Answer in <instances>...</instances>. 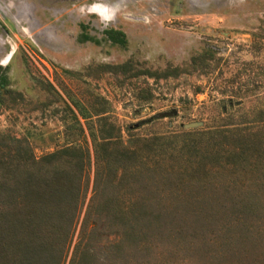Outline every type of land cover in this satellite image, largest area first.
<instances>
[{
    "label": "rangeland",
    "instance_id": "1",
    "mask_svg": "<svg viewBox=\"0 0 264 264\" xmlns=\"http://www.w3.org/2000/svg\"><path fill=\"white\" fill-rule=\"evenodd\" d=\"M111 29L126 34L124 46L107 39ZM83 33L100 42H80ZM144 70L176 75L149 77ZM2 77L0 132L25 138L37 156L66 146L85 153L80 194L61 197L79 218L65 264L94 195L92 130L100 112L121 129L128 149L129 130L140 139L162 138L160 175L141 182L153 202L174 208L164 212L168 222H202L196 232L190 227L169 238L170 229L157 240L158 264H264V167L238 171L199 162L187 144L194 138L208 147V136L183 133L236 125L255 131L264 124V0H0ZM231 90L247 94L233 97ZM173 109L174 117L149 120ZM194 171L199 182L191 180ZM240 219L254 224L259 237L212 259Z\"/></svg>",
    "mask_w": 264,
    "mask_h": 264
},
{
    "label": "trees",
    "instance_id": "2",
    "mask_svg": "<svg viewBox=\"0 0 264 264\" xmlns=\"http://www.w3.org/2000/svg\"><path fill=\"white\" fill-rule=\"evenodd\" d=\"M105 34L113 44H126V34L121 30H106ZM82 37L80 42H100L90 34L83 33ZM199 59L201 56H195L192 62ZM142 74L166 78L176 72L144 70ZM0 82L5 87L4 77ZM13 93L23 99L21 92L5 90L6 95ZM242 93L231 90L228 95L240 97ZM231 99H222L221 103L232 102ZM3 100L5 96L0 93V103ZM221 107L224 109L225 104ZM103 114H98V126L92 130L96 153L94 195L80 224L70 264H150L149 258L158 264L161 252H153L157 240H164L170 229L175 232L168 234L169 238H175L177 232L184 234L190 227L196 232L203 227L202 222H168L164 212L170 206L153 202L148 183L141 182L142 178L149 180L160 175L166 146L162 138L140 139L134 130H129L134 147L128 149L122 142L121 129ZM183 133L208 136V147H199L202 140L194 138L187 144L199 162L230 170L248 166L263 170L264 124L255 131L236 125ZM10 139L15 142L13 148L9 146ZM168 145L174 153L176 146ZM85 164V153L76 146L37 156L25 138L0 132V264H65L79 218L67 210L61 197L66 191L80 194ZM64 165L77 174L64 170ZM190 175L191 180L200 181L199 171ZM226 231L224 247L210 254L214 260L221 259L227 249L237 253L232 250L236 243L245 244L260 232L254 224L241 219Z\"/></svg>",
    "mask_w": 264,
    "mask_h": 264
},
{
    "label": "water",
    "instance_id": "3",
    "mask_svg": "<svg viewBox=\"0 0 264 264\" xmlns=\"http://www.w3.org/2000/svg\"><path fill=\"white\" fill-rule=\"evenodd\" d=\"M178 114V111L176 109H173L168 112H159L158 114L154 115L151 119L149 120H154V119H163L167 117H174Z\"/></svg>",
    "mask_w": 264,
    "mask_h": 264
}]
</instances>
